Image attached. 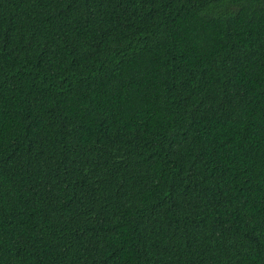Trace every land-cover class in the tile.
<instances>
[{"label":"trees","instance_id":"obj_1","mask_svg":"<svg viewBox=\"0 0 264 264\" xmlns=\"http://www.w3.org/2000/svg\"><path fill=\"white\" fill-rule=\"evenodd\" d=\"M0 264H264V0H0Z\"/></svg>","mask_w":264,"mask_h":264}]
</instances>
